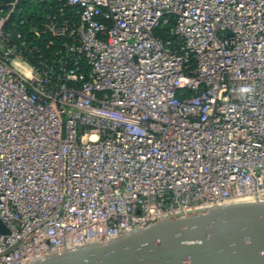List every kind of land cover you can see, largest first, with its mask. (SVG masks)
Here are the masks:
<instances>
[{
	"label": "built area",
	"instance_id": "2783aa9c",
	"mask_svg": "<svg viewBox=\"0 0 264 264\" xmlns=\"http://www.w3.org/2000/svg\"><path fill=\"white\" fill-rule=\"evenodd\" d=\"M19 1L0 0V264L264 201V0H41L49 58L8 28Z\"/></svg>",
	"mask_w": 264,
	"mask_h": 264
},
{
	"label": "water",
	"instance_id": "95a60500",
	"mask_svg": "<svg viewBox=\"0 0 264 264\" xmlns=\"http://www.w3.org/2000/svg\"><path fill=\"white\" fill-rule=\"evenodd\" d=\"M7 233L0 219V234ZM31 264H264V201L168 216Z\"/></svg>",
	"mask_w": 264,
	"mask_h": 264
},
{
	"label": "trees",
	"instance_id": "16d2710c",
	"mask_svg": "<svg viewBox=\"0 0 264 264\" xmlns=\"http://www.w3.org/2000/svg\"><path fill=\"white\" fill-rule=\"evenodd\" d=\"M48 11L49 7L45 1L40 0V2L36 3L35 0H20L17 5V10L12 17L11 22L8 24V28L11 30L13 36H16L17 33H21L27 41H30L33 44H38L46 58L52 56V53L54 52V49H48L45 46L46 42L51 39L50 35L43 34L41 38H36L30 29L32 27L42 29ZM169 28L170 27H165L158 32L164 40L174 39ZM35 54L36 53L31 54L30 57L33 58Z\"/></svg>",
	"mask_w": 264,
	"mask_h": 264
},
{
	"label": "clouds",
	"instance_id": "9594fccd",
	"mask_svg": "<svg viewBox=\"0 0 264 264\" xmlns=\"http://www.w3.org/2000/svg\"><path fill=\"white\" fill-rule=\"evenodd\" d=\"M241 91L243 93H250L252 90L250 88H244V89H241Z\"/></svg>",
	"mask_w": 264,
	"mask_h": 264
}]
</instances>
